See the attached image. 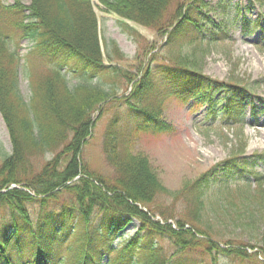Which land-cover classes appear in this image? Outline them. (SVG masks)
<instances>
[{
	"label": "trees",
	"instance_id": "1",
	"mask_svg": "<svg viewBox=\"0 0 264 264\" xmlns=\"http://www.w3.org/2000/svg\"><path fill=\"white\" fill-rule=\"evenodd\" d=\"M96 1L122 21L164 34L168 50L188 37L198 44L231 41L230 28L237 25L244 35L260 29L264 44V15L247 18L254 10L250 0L243 7L218 0V22L209 18L214 0H180L173 12L175 0ZM99 34L90 0H0V115L12 148L9 155L0 152V264H264V232L260 247L248 254L241 243L218 241L214 226L235 221L249 227L263 215L264 173L255 170L260 156H243L241 146L172 192L146 156L131 153L121 129L133 123L134 132L168 130L161 110L176 100L208 107L209 124L240 134L248 107L254 118V101L264 106V100L244 85L154 60L123 99L125 110L107 122L101 144L112 175L100 176L88 167L83 149L92 136L91 115L109 99L102 88L113 90L120 76L104 62ZM19 40L32 44L29 55L38 63L24 65L27 102L19 91ZM110 46L117 54L115 42ZM65 74L78 84L70 88ZM46 154L52 158L35 172L32 161ZM178 202L179 216L173 206ZM129 227L135 232L125 238Z\"/></svg>",
	"mask_w": 264,
	"mask_h": 264
},
{
	"label": "rangeland",
	"instance_id": "2",
	"mask_svg": "<svg viewBox=\"0 0 264 264\" xmlns=\"http://www.w3.org/2000/svg\"><path fill=\"white\" fill-rule=\"evenodd\" d=\"M12 1L4 0V3H12ZM177 1L180 2V0H175L170 7V12H173ZM250 1L254 4V10L252 14L246 16L250 21H255L259 15H264V4L258 3L263 0ZM24 2L28 4L29 0H24ZM90 2L93 4L95 15H97L99 36H101L100 47L104 62L117 68L120 76L116 88L113 90L109 87L102 88L109 93L108 102L99 106V110L91 115L94 123L90 133L92 136L83 149V156L88 167L96 174L104 177L112 175L102 154L103 131L115 111L125 110V105H122L123 99L130 96L134 85L140 81L148 69L147 66H150L154 60L162 62L163 65L185 66L201 75L224 83L233 82L244 85L252 90L251 94L254 99L264 100V85L262 83L264 80V46L261 45L263 42L260 40L259 31L243 36L237 25L230 28L232 30L231 41H208V43L198 44L191 43L190 37H188L168 50L164 44V34L159 35L151 28L122 21L117 15L103 11L96 0H90ZM215 2L216 0L213 1V3ZM247 2L248 0H225L223 5L238 4L243 7ZM215 5L214 7H216ZM214 7L209 18L218 22L222 9ZM262 23L264 27V19ZM125 26L132 29L135 34L126 33ZM111 41L118 46L117 54L111 50ZM17 45L14 47L17 48L19 57H21L19 91L27 102L31 93L24 65L28 61L33 65L38 63L35 58L29 55L31 43L19 40ZM65 77L70 88L75 87L79 82L71 79L68 74H65ZM91 84V86L98 85L96 82ZM254 103L258 107L259 113L253 118L249 116L247 110L246 124L240 134L235 128L209 124L206 120L208 107L195 105L193 102L182 105L174 100L167 102L161 110L160 119L169 126L168 130L162 133L149 130L134 132L133 123H123L121 124L122 139L129 140V149L132 154L147 157L161 184L172 192H177L196 180L215 164H220L230 156L238 154L237 151L241 146L244 147L247 157L253 158L255 155L262 157L263 161L256 162L255 169L264 173V106L260 101H254ZM255 123L259 126H253ZM0 152L6 155L12 152L8 128L1 115ZM51 158L50 154L36 157L32 161L34 171H40L46 161ZM159 200L162 204L169 203L167 205L171 206L169 198L161 197ZM173 206L176 214L181 215L182 204L180 202L173 203ZM239 225L235 221H228L221 227L214 224L218 230L216 236L218 239H216L220 242L241 243L244 245V247L239 246L242 251L246 250L248 254L255 253L257 246L260 247L259 240L264 232V210L263 215L256 219L253 226ZM134 232V228H127L125 238ZM247 246L255 249L252 250ZM216 262L222 264L221 260H216Z\"/></svg>",
	"mask_w": 264,
	"mask_h": 264
}]
</instances>
